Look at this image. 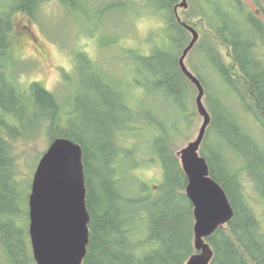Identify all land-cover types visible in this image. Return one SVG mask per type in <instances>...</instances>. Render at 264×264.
<instances>
[{
  "label": "trees",
  "instance_id": "trees-1",
  "mask_svg": "<svg viewBox=\"0 0 264 264\" xmlns=\"http://www.w3.org/2000/svg\"><path fill=\"white\" fill-rule=\"evenodd\" d=\"M48 1L0 0L4 264H36L27 196L19 202L25 191L12 172L18 159L12 121L28 128L29 112L44 119L48 144L66 137L81 146L89 214L83 264H186L196 253L194 208L177 152L201 116L197 87L179 64L192 38L182 23L198 34L184 63L201 83L210 115L199 153L233 211L228 223L205 238L212 252L209 264H264V0H252L254 10L244 0H186L187 7L179 6L181 0H127L128 8L138 4L142 13L158 16L163 34H154L151 48L142 53L126 48L135 59L123 85L98 74L93 87L105 92L101 105L80 106L81 124L72 119L77 106H66L39 82L22 86L16 71L19 61L11 52L16 16L36 18ZM55 1L66 6L73 0ZM200 50L204 59L198 68L191 56ZM148 94L151 103H145ZM154 162L163 178L151 187L136 170Z\"/></svg>",
  "mask_w": 264,
  "mask_h": 264
},
{
  "label": "rangeland",
  "instance_id": "rangeland-1",
  "mask_svg": "<svg viewBox=\"0 0 264 264\" xmlns=\"http://www.w3.org/2000/svg\"><path fill=\"white\" fill-rule=\"evenodd\" d=\"M126 1L73 0L69 5L60 6L50 0L44 3L36 18L18 14L11 52L19 61L16 71L20 84L25 87L30 82H39L65 101L66 106L69 102L70 107L77 106L72 119L77 124L83 123L80 106L86 102L100 106L102 93H105L93 87L98 74L102 79L114 78L123 85L130 75L128 64L135 59L128 56L126 48H133L135 54L142 53L151 48L149 43L154 34H163L158 16L142 13L138 4L131 5L129 10ZM244 1L250 9H255L252 0ZM192 54L191 59L200 68L204 59L202 51ZM145 103H151L149 94ZM153 104L150 105L155 106ZM28 114L26 129L12 121L15 137L11 141L18 158L12 172L16 183L25 191L19 202H25L38 160L48 146L44 119ZM202 120V117L197 119L189 140L178 143L179 150L197 136ZM1 131L7 134L4 129ZM23 132L22 137L16 136ZM31 136L34 137L29 138ZM136 172L151 187L163 178L157 162L140 167ZM0 264H4L1 252Z\"/></svg>",
  "mask_w": 264,
  "mask_h": 264
},
{
  "label": "water",
  "instance_id": "water-1",
  "mask_svg": "<svg viewBox=\"0 0 264 264\" xmlns=\"http://www.w3.org/2000/svg\"><path fill=\"white\" fill-rule=\"evenodd\" d=\"M181 7H187L181 0ZM179 20V18H178ZM180 21V20H179ZM192 38L179 59L183 73L196 85L197 109L202 123L194 140L177 155L187 177L185 192L194 208L193 254L186 264H209L212 252L205 242L233 211L222 187L210 176L207 162L199 153L210 115L203 105V87L186 67L184 59L198 34L182 23ZM81 146L66 137L53 139L36 165L28 198V234L36 264H83L89 242V214Z\"/></svg>",
  "mask_w": 264,
  "mask_h": 264
},
{
  "label": "flooded vegetation",
  "instance_id": "flooded-vegetation-1",
  "mask_svg": "<svg viewBox=\"0 0 264 264\" xmlns=\"http://www.w3.org/2000/svg\"><path fill=\"white\" fill-rule=\"evenodd\" d=\"M30 190H31V187H28V190H27V206H28V198H29ZM28 219H29V216H28Z\"/></svg>",
  "mask_w": 264,
  "mask_h": 264
}]
</instances>
